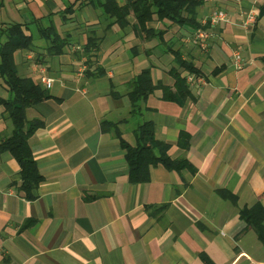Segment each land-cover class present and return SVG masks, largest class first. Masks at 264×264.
<instances>
[{"label": "crops", "instance_id": "0c3cea01", "mask_svg": "<svg viewBox=\"0 0 264 264\" xmlns=\"http://www.w3.org/2000/svg\"><path fill=\"white\" fill-rule=\"evenodd\" d=\"M253 4L199 0L197 27L152 20L147 29L161 32L154 38L132 28V15L124 29L108 26L96 0H0V28L19 23L32 35L30 49L12 54L16 72L48 96L24 111L41 122L28 139L41 176L32 199L17 188L16 160L0 152V264H264L257 227L240 217L256 205L264 212V2L248 35L239 26V10ZM216 10L227 21L204 24ZM49 24L69 39L57 56L37 32ZM199 27L211 34L206 52L187 42ZM87 36L98 38L89 57ZM169 48L201 82L186 83L180 101L157 88L140 112L169 158L187 166H150L147 180L133 183L119 140L134 146L141 119L128 114V83L149 68L153 84L175 92ZM0 96H8L1 87ZM101 121L116 124L103 130ZM10 132L0 106V140ZM260 224L264 238V216Z\"/></svg>", "mask_w": 264, "mask_h": 264}, {"label": "trees", "instance_id": "16d2710c", "mask_svg": "<svg viewBox=\"0 0 264 264\" xmlns=\"http://www.w3.org/2000/svg\"><path fill=\"white\" fill-rule=\"evenodd\" d=\"M101 12L110 20L108 26L116 24L118 28L124 29L129 25V15L133 16L132 28L139 30L145 37L151 33L152 37H161L159 30L151 32L146 23L155 20L157 22L167 20L170 23L183 25L192 24L195 27V7L199 0H126L119 4L117 0H96ZM66 12L71 13L72 7H67ZM65 12V13H66ZM64 13V12H63ZM62 16V15H61ZM27 26L19 23L6 25L0 28L2 43L0 45V87L7 91L8 96H0V106L3 108L5 118L9 120L11 132L0 140V152H8L19 165V178L17 188L24 193V197L32 199L33 190L41 181L37 172L35 161L31 156V149L28 145L29 137L41 126L38 120H27L25 109L37 102L46 99L44 89L33 83L28 78L20 77L15 69L12 54L16 49L32 47V35L26 34ZM39 36L47 43V54L57 56L63 53V49L69 44L66 35H60L53 24L46 27H37ZM98 38L87 36L83 44V54L89 57L90 52L96 48ZM173 57L174 65L169 69L173 77L175 92L160 84H153L149 68L142 69L128 83L126 96L130 102L128 114L138 116L133 129L135 145H128L120 137V145L125 150V159L128 165V178L130 182H142L147 180L148 168L157 164L167 170L179 172L187 166L184 160L170 159L167 150L168 145L159 142L153 137V124L150 120H144L140 112L141 102L153 93L157 88L162 89L163 98L169 101H180L188 96L189 90L185 81L188 74L198 75V70L188 61L181 59L177 50L168 49ZM113 96L117 94L111 92ZM116 123L101 121L100 127L108 130ZM115 135L119 136L118 129ZM264 216L261 207L256 205L250 210L240 211V217L245 223H252L257 227L259 238L264 241L260 221Z\"/></svg>", "mask_w": 264, "mask_h": 264}, {"label": "built area", "instance_id": "2783aa9c", "mask_svg": "<svg viewBox=\"0 0 264 264\" xmlns=\"http://www.w3.org/2000/svg\"><path fill=\"white\" fill-rule=\"evenodd\" d=\"M239 1V0H237ZM260 2H264V0H254L253 6L246 10H239L240 11V22L239 26L243 30L245 35H248L253 27L255 26L257 19H258V7L257 5ZM207 19L203 20V23L205 24L208 22L210 25L217 24L219 22H226L228 19L227 14L223 10H216L211 12V14L207 17ZM211 37L210 32L207 29H204L202 27L197 28L194 30V32L187 37V42H191L195 45H197L202 52H206L209 45V39ZM234 58V65L239 68L242 65V58L240 56V53L238 51L234 52L233 54ZM53 79L46 76H40L39 77V83L45 87L49 88L51 86ZM185 81L189 85H193L194 82H201V78H199L195 74H186Z\"/></svg>", "mask_w": 264, "mask_h": 264}]
</instances>
